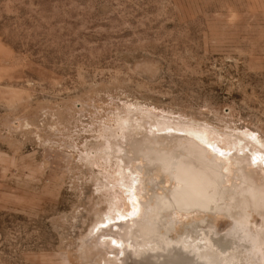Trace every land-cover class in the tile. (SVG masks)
<instances>
[{"label": "rangeland", "instance_id": "obj_1", "mask_svg": "<svg viewBox=\"0 0 264 264\" xmlns=\"http://www.w3.org/2000/svg\"><path fill=\"white\" fill-rule=\"evenodd\" d=\"M138 109L243 143L212 145L152 123L109 148L110 129ZM171 132L208 149L226 191L244 188L238 161L253 160L246 174L264 170L255 143L264 144V0H0V264H89L84 240L110 232L107 215L118 211L117 163L137 194L121 233L151 214L170 224L174 247L195 228L227 233L225 214L161 209L183 185L135 159L131 143L161 144Z\"/></svg>", "mask_w": 264, "mask_h": 264}, {"label": "bare ground", "instance_id": "obj_2", "mask_svg": "<svg viewBox=\"0 0 264 264\" xmlns=\"http://www.w3.org/2000/svg\"><path fill=\"white\" fill-rule=\"evenodd\" d=\"M155 119L157 120L158 117L144 109H138L126 114L124 117H119L118 126L111 128L108 133L106 145L111 148L112 139L113 141L116 139L119 141L122 137L130 135L132 130L139 129V127H147L152 123H154L153 128L156 130L187 132L197 136L204 143H206L205 141H209L208 143L212 145L220 140H223L224 144L229 145V147L238 145V142H241L240 137L232 140V137L235 136L233 134H225L226 137L223 138L224 136H220L217 133L213 134L199 125L166 120L155 123ZM118 132H121L122 136ZM169 136H165L167 137L166 141L161 144L156 139L158 137L151 141L141 139L131 143L135 159L143 156L150 171L160 168L165 173H168L172 179L183 185L181 189L173 191L171 197L166 202L161 203V209H178L182 211L210 210L215 213H222L231 219V229L227 233L219 234L208 227L195 228L192 232L195 235L192 239L193 241L185 240L184 246L174 247L171 246L172 244L166 242V237L171 229L170 224H164L157 218L158 215L156 217L151 214L147 220L138 222L136 229L131 232L126 231L124 234L121 233V230L127 227L125 225L126 219L132 217L133 213H135L137 194L136 188L132 187V184L127 183V180L125 181V173L122 172V168L117 163L118 170L114 171L115 175L111 178L110 189L119 195L115 199L118 211L111 209L107 215L108 222L113 225L110 232L97 234L93 231L84 240L82 257L85 263L264 264V170L261 172L252 171L246 174L244 167L249 161L253 162V160L238 161L241 168L239 173L242 174L244 188H240L239 192L226 191L221 185L222 174L220 173L219 166L206 157L208 149L202 147V144L199 145L188 139V137L184 138L172 132ZM180 138L181 140L179 141L178 139ZM182 140L186 144L182 145ZM173 141L177 142L176 145L178 147L174 149L176 150L175 152L159 149L163 144ZM255 143L258 147V155L262 157L259 159H263L264 144L259 141ZM119 148L121 147L119 146ZM179 149H182L185 154L176 158V153ZM239 149L241 150V148ZM117 159L119 162L122 161L119 155ZM256 164L261 166L264 164V160L260 162L258 160ZM260 181L262 183H257ZM118 188L120 193L117 190ZM121 203L124 204L123 209L121 208ZM131 209L132 212H130ZM254 214H258L263 220L260 227L252 225L251 219ZM114 228H117V230L114 231ZM163 230H165V235L161 233ZM119 239L123 244H132L134 252L128 253L125 251L124 253L123 249L122 251L110 245L109 242H112L113 245ZM119 251L126 256L128 255V257L121 259ZM114 254L116 255L115 257L119 258L121 263L113 261L114 259L110 255Z\"/></svg>", "mask_w": 264, "mask_h": 264}]
</instances>
